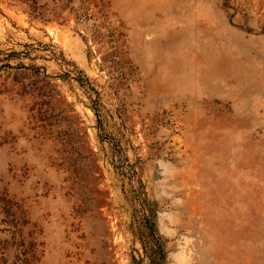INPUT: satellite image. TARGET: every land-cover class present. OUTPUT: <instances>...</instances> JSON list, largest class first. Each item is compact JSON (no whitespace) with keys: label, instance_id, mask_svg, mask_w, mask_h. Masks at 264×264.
I'll use <instances>...</instances> for the list:
<instances>
[{"label":"rangeland","instance_id":"1","mask_svg":"<svg viewBox=\"0 0 264 264\" xmlns=\"http://www.w3.org/2000/svg\"><path fill=\"white\" fill-rule=\"evenodd\" d=\"M264 264V0H0V264Z\"/></svg>","mask_w":264,"mask_h":264},{"label":"trees","instance_id":"2","mask_svg":"<svg viewBox=\"0 0 264 264\" xmlns=\"http://www.w3.org/2000/svg\"><path fill=\"white\" fill-rule=\"evenodd\" d=\"M153 253H156V255H152L150 258V263L149 264H161V259H162V251L160 248H158L156 251L154 250Z\"/></svg>","mask_w":264,"mask_h":264}]
</instances>
